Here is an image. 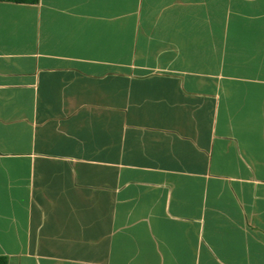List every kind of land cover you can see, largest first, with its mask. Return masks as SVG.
Here are the masks:
<instances>
[{"label": "crops", "instance_id": "1", "mask_svg": "<svg viewBox=\"0 0 264 264\" xmlns=\"http://www.w3.org/2000/svg\"><path fill=\"white\" fill-rule=\"evenodd\" d=\"M7 264H264V0H0Z\"/></svg>", "mask_w": 264, "mask_h": 264}, {"label": "trees", "instance_id": "2", "mask_svg": "<svg viewBox=\"0 0 264 264\" xmlns=\"http://www.w3.org/2000/svg\"><path fill=\"white\" fill-rule=\"evenodd\" d=\"M6 1H13L19 3H35L37 0H6ZM0 264H7V259L5 256L0 255Z\"/></svg>", "mask_w": 264, "mask_h": 264}]
</instances>
